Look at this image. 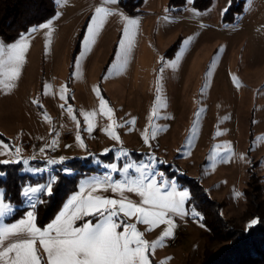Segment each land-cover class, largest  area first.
<instances>
[{
    "label": "rangeland",
    "instance_id": "rangeland-1",
    "mask_svg": "<svg viewBox=\"0 0 264 264\" xmlns=\"http://www.w3.org/2000/svg\"><path fill=\"white\" fill-rule=\"evenodd\" d=\"M170 2L145 0L142 12L136 15L125 12L119 2L107 5L139 22L127 64L115 72L112 65L117 63L120 43L125 40V23L120 16L108 18L95 45L81 59L91 17L102 0H66V3L56 0L55 13L42 22L52 20L51 42L48 43L44 29L22 34L28 37L29 48L21 75L10 91L0 89V142L12 150L0 155V161L19 160L22 173L44 177L41 183L25 188L48 184L52 177L56 178L55 171L72 173L66 168L60 170L59 166L75 158L92 167L80 177L77 191L49 223L40 225L36 218L41 229L55 220L71 197L80 192L82 184L102 178L106 173H110L113 181L122 179L119 170L112 172L105 165L115 164L117 169H122L128 163H148L149 157H155V168L163 173V179L174 182L177 191L189 193L180 178H198L209 197L222 205V215L229 222L224 226L219 222L218 232L224 231L222 239L213 238L203 216L197 207L189 206L188 200L185 208L189 214L172 217L176 225L174 236L150 260L152 264H161V261L202 264L206 250L214 253L232 244L229 240L231 232H235L232 228L247 233L254 226L249 227V222L256 218L245 196L251 173L253 185H262L261 193L257 194L259 200L264 199V0H213L203 9L194 5L195 0H187L182 6ZM231 5L239 11L229 22L225 20V12ZM20 37L0 42L8 45ZM189 38L190 43L185 44ZM177 41L180 42L176 54L168 57L167 51ZM77 60L81 62L79 70ZM233 77L238 79L239 86ZM158 81L166 106L160 109L154 123L163 130L155 139H150L149 146L141 133L149 125ZM46 84L51 85L48 95ZM61 87L67 88L66 100L60 98ZM96 87L114 110L118 124L135 118L134 130L129 131L132 125L116 129L122 144L105 134L103 128L110 121L99 113L91 135L85 130L81 112L98 110L99 100L93 91ZM69 106L80 122L83 148L76 140L77 124L66 110ZM45 113L50 122L44 119ZM54 139L57 144L50 147ZM225 144H230L232 149L227 162L225 157L211 160L213 148ZM17 147L22 149L19 156L15 154ZM105 149L110 151L105 153ZM122 150L127 151V156L121 155ZM61 157L62 163L48 164L50 159L59 161ZM25 159L27 164L23 163ZM0 192L4 195L2 188ZM249 193L253 195L250 189ZM96 194L113 196L110 191ZM41 195L38 194L39 199ZM24 198V206H31L28 198ZM10 205L12 211L0 217V223L11 224L26 217L25 214L7 220L19 208ZM193 208L200 213V218L191 215ZM96 219L85 217L76 226L85 220L95 223ZM138 228L145 232L147 240L153 241L166 225H159L151 232L145 231V225ZM176 234H179L178 240L171 243Z\"/></svg>",
    "mask_w": 264,
    "mask_h": 264
},
{
    "label": "snow or ice",
    "instance_id": "snow-or-ice-1",
    "mask_svg": "<svg viewBox=\"0 0 264 264\" xmlns=\"http://www.w3.org/2000/svg\"><path fill=\"white\" fill-rule=\"evenodd\" d=\"M59 2L66 3V0H59ZM117 3L118 0H102L101 6L95 8L88 27V35L84 44L85 50L81 56L82 59L91 51L108 18L119 15L125 23V40L120 43L121 51L117 53V63L112 65V70L115 72H119L127 64L129 49L139 23L137 20L130 19L123 13L107 7V5ZM39 29L46 30V35L49 38L48 43H50L53 32L52 20L33 27L29 34ZM190 41L191 38L184 43L188 44ZM28 48L29 42L26 35H22L18 41L12 44L5 45L0 42V89L10 91L16 86V81L26 62ZM80 66L81 62L77 60V70L80 69ZM233 82L239 86L236 77H233ZM93 91L99 100V108L90 112H81L86 124L85 130L91 135L96 128L95 118L99 113L110 121L103 128L105 134L113 141L122 144L116 129L132 125L133 127H129V131L134 130L135 118L124 124H118L114 118V110L109 106L108 101L100 95V89L96 87ZM160 91L158 81L156 103L149 116V125L141 133L144 143L149 146H151L150 139H155L163 130L154 123V118L160 115V109L166 106ZM50 93L51 85L46 84L45 94ZM66 93L67 88L61 87L60 98L62 100H66ZM33 103H37V101L34 100ZM63 107L64 105H61V108ZM66 110L77 124L76 140L83 148L85 145L79 133L80 122L72 114L71 106ZM44 119L49 122L51 120L46 113ZM217 135L220 133L218 132ZM56 144L57 140L54 139L50 147H55ZM10 151L12 150L8 145L0 142V155H7ZM21 151V148H15L17 156ZM108 151L110 149H105V153ZM40 152L43 153L44 148H41ZM231 153L230 144L216 145L210 159L215 161L225 157V162H227ZM121 155L127 156V151L122 150ZM63 160V157L59 161L50 159L48 164L55 165L62 163ZM155 161V157H149L148 163H128L122 169H117L115 164L105 165L112 172L119 170L122 179L113 181L110 173H106L102 178L89 180L86 185L82 184L80 192L73 195L64 210L43 229L37 225L33 211L27 212L26 217L17 222L0 223V264H152L150 256L154 255L158 248L164 247L167 239L174 236L176 225L172 217H183L189 214L185 205L190 199L188 190L177 191L174 182L163 179V173H158L155 168ZM19 162L15 159L0 161L3 164ZM23 163L27 164L28 160H23ZM55 179L52 177L46 185L24 189L23 195L28 198L33 209L36 206L35 202H39V193L52 194V185L55 183ZM109 191L113 196L96 194ZM236 195L239 196L240 193H236ZM132 196L139 199H133ZM11 211V205L5 203L3 194L0 193V217H5ZM191 215L200 218V213L194 208ZM89 216L97 217L96 222L85 220L81 226H76L77 221L84 220ZM257 222V219H253L249 222V227ZM138 225H145L147 232L155 230L159 225H166V228L156 240L149 241L145 238V232L139 230ZM161 264H165V262L161 261Z\"/></svg>",
    "mask_w": 264,
    "mask_h": 264
},
{
    "label": "trees",
    "instance_id": "trees-1",
    "mask_svg": "<svg viewBox=\"0 0 264 264\" xmlns=\"http://www.w3.org/2000/svg\"><path fill=\"white\" fill-rule=\"evenodd\" d=\"M145 0H118L122 9L130 15L142 12ZM187 0H171V5L182 6ZM213 0H195L194 5L198 8H207ZM56 10V0H0V40L7 42L18 39L33 26H36L49 19ZM239 11V9H238ZM234 5H231L225 12V20L232 22L235 14L238 13ZM177 41L166 53L173 57L178 48ZM1 136V135H0ZM66 168L72 173H57L55 183L52 185V194L40 196L39 202L33 209L31 206H24L25 198L23 191L26 185L39 184L44 177H33L22 173L21 163H0V188L4 190V200L10 204L19 206L8 220H15L23 217L28 210H33L40 225L49 223L58 213L68 197L77 191L80 177L92 170V167L83 162L80 158L67 161L59 166L62 170ZM254 174L251 173L245 196L248 201V208L254 213L257 223L245 233L242 229L232 228L233 235H227L232 244L220 249L218 252L204 253L202 264H264V199L259 200L262 185H253ZM183 186L190 190L189 206L197 207L205 225L209 228L215 240H221L223 229L220 223L229 224L222 215V205L209 197L207 189L201 184L198 178L181 177ZM249 189L253 195L249 193ZM255 193V194H254ZM249 210V211H250ZM220 222V223H219Z\"/></svg>",
    "mask_w": 264,
    "mask_h": 264
},
{
    "label": "built area",
    "instance_id": "built-area-1",
    "mask_svg": "<svg viewBox=\"0 0 264 264\" xmlns=\"http://www.w3.org/2000/svg\"><path fill=\"white\" fill-rule=\"evenodd\" d=\"M179 234H176L175 237L171 240V243H175L178 240Z\"/></svg>",
    "mask_w": 264,
    "mask_h": 264
},
{
    "label": "crops",
    "instance_id": "crops-1",
    "mask_svg": "<svg viewBox=\"0 0 264 264\" xmlns=\"http://www.w3.org/2000/svg\"><path fill=\"white\" fill-rule=\"evenodd\" d=\"M0 193H1V192H0ZM3 197H4V195H3ZM4 201H5V200H4ZM5 202H6V201H5ZM7 203H8V202H7ZM8 204H10V203H8ZM11 215H12V214H11ZM11 215L8 216L7 220L10 218ZM1 219H2V217H1Z\"/></svg>",
    "mask_w": 264,
    "mask_h": 264
}]
</instances>
